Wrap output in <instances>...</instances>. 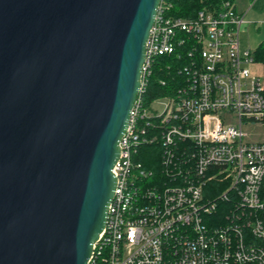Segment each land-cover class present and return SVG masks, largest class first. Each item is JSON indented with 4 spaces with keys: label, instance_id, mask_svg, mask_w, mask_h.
<instances>
[{
    "label": "water",
    "instance_id": "obj_1",
    "mask_svg": "<svg viewBox=\"0 0 264 264\" xmlns=\"http://www.w3.org/2000/svg\"><path fill=\"white\" fill-rule=\"evenodd\" d=\"M161 0H0V264H88Z\"/></svg>",
    "mask_w": 264,
    "mask_h": 264
},
{
    "label": "built area",
    "instance_id": "obj_2",
    "mask_svg": "<svg viewBox=\"0 0 264 264\" xmlns=\"http://www.w3.org/2000/svg\"><path fill=\"white\" fill-rule=\"evenodd\" d=\"M169 8L160 1L149 30L139 93L112 168L114 194L87 263L264 264V141L245 128L263 123L264 77L252 72L259 63L240 43L247 20L232 0L192 18L172 16ZM178 32L192 36L189 55L197 58L184 67L188 76L173 95L154 100L161 111L142 108L144 77L157 55L185 41ZM151 116L163 128L165 180L147 179L150 171L132 157L151 142L137 118ZM177 139L190 148L178 147ZM211 180L223 187L212 199L205 188ZM230 196L235 210L214 214Z\"/></svg>",
    "mask_w": 264,
    "mask_h": 264
},
{
    "label": "trees",
    "instance_id": "obj_3",
    "mask_svg": "<svg viewBox=\"0 0 264 264\" xmlns=\"http://www.w3.org/2000/svg\"><path fill=\"white\" fill-rule=\"evenodd\" d=\"M221 1L222 0H164L165 3L170 4L168 13L172 16L182 18H192L200 9L216 10ZM178 36L184 38L185 41L182 44H176L173 53L157 55L150 67V72L144 77V83L139 94L142 108H148L156 98L173 95L184 81H186L188 75L184 67L190 63L193 57L197 58L196 52L189 55V52L193 50L195 42L192 36L186 35V33L178 32ZM252 54L256 63L264 64V40L258 44L252 51ZM161 81L164 83L162 84ZM146 121H149L151 125L155 127H150V125L146 126ZM152 121L154 123H152ZM262 122L264 123V117ZM136 123L139 127H145L146 136L151 139V142L138 145L132 154L133 161L135 163H140L145 171H150V176H147V179H151L152 177L154 181L155 178L156 180H165L162 163L164 154L163 128L156 125L159 121L152 116L146 117L145 119L137 118ZM174 141H178L177 145L182 149L190 148L188 142L178 139ZM205 188L210 189V192H207L206 196L212 199L215 198V194L221 192L223 187L217 180H211L206 183ZM260 197L264 200V179L261 185ZM234 199L235 198H231L230 196L229 201L219 203L218 209H216L214 214H219L224 209L235 210L236 206L233 202ZM259 213L260 215H264V208ZM255 242L259 243L256 239ZM97 264L106 263L99 258Z\"/></svg>",
    "mask_w": 264,
    "mask_h": 264
},
{
    "label": "crops",
    "instance_id": "obj_4",
    "mask_svg": "<svg viewBox=\"0 0 264 264\" xmlns=\"http://www.w3.org/2000/svg\"><path fill=\"white\" fill-rule=\"evenodd\" d=\"M233 2L235 8L244 13L247 20L240 32L241 46L245 47L244 44L253 43L256 48L264 40V0H233ZM255 23L258 25H254Z\"/></svg>",
    "mask_w": 264,
    "mask_h": 264
},
{
    "label": "rangeland",
    "instance_id": "obj_5",
    "mask_svg": "<svg viewBox=\"0 0 264 264\" xmlns=\"http://www.w3.org/2000/svg\"><path fill=\"white\" fill-rule=\"evenodd\" d=\"M254 25H258L255 23ZM245 48H250L253 50L255 45L253 43L244 44ZM252 72L260 74L261 77H264V64L259 63L258 65H254L251 67ZM154 109V111H161L162 107L155 101L152 102L150 105V110ZM246 131L249 133L250 138L254 140H263L264 141V124L263 123H256V124H249L246 127Z\"/></svg>",
    "mask_w": 264,
    "mask_h": 264
}]
</instances>
